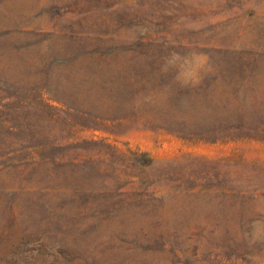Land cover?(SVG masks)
<instances>
[{"label": "rangeland", "instance_id": "374dc122", "mask_svg": "<svg viewBox=\"0 0 264 264\" xmlns=\"http://www.w3.org/2000/svg\"><path fill=\"white\" fill-rule=\"evenodd\" d=\"M0 264H264V0H0Z\"/></svg>", "mask_w": 264, "mask_h": 264}, {"label": "clouds", "instance_id": "9594fccd", "mask_svg": "<svg viewBox=\"0 0 264 264\" xmlns=\"http://www.w3.org/2000/svg\"><path fill=\"white\" fill-rule=\"evenodd\" d=\"M170 70H175L174 80L181 88H194L212 71V66L209 56L202 51L187 54L172 52L160 67V71L165 74Z\"/></svg>", "mask_w": 264, "mask_h": 264}]
</instances>
